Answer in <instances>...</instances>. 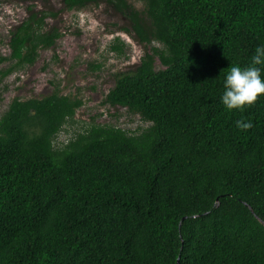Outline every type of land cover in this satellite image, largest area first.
Listing matches in <instances>:
<instances>
[{"label":"trees","instance_id":"trees-1","mask_svg":"<svg viewBox=\"0 0 264 264\" xmlns=\"http://www.w3.org/2000/svg\"><path fill=\"white\" fill-rule=\"evenodd\" d=\"M140 1L142 13L127 0H61L128 20L146 51L104 104L146 125H90L55 148L83 102L15 99L0 119V264H264V96L243 110L220 101L228 68L264 45V0ZM56 15L31 12L12 33L18 65L55 46L61 35L44 28Z\"/></svg>","mask_w":264,"mask_h":264},{"label":"rangeland","instance_id":"rangeland-1","mask_svg":"<svg viewBox=\"0 0 264 264\" xmlns=\"http://www.w3.org/2000/svg\"><path fill=\"white\" fill-rule=\"evenodd\" d=\"M127 2L144 11L142 1ZM30 11L57 14L45 20L44 31L55 28L61 36L54 47L39 50L33 64L18 65L11 58L9 43L12 33L29 19ZM125 29H129L128 20L105 3L66 11L61 0H0V119L15 99H43L57 92L81 100L83 106L65 124L55 148L67 145L90 125L129 132L145 126L126 108L104 104L115 86L114 76L134 70L146 51ZM117 37L124 43L122 55L110 50ZM151 46L160 48L156 43ZM95 64L101 69L94 70ZM156 69H162L158 61Z\"/></svg>","mask_w":264,"mask_h":264},{"label":"clouds","instance_id":"clouds-1","mask_svg":"<svg viewBox=\"0 0 264 264\" xmlns=\"http://www.w3.org/2000/svg\"><path fill=\"white\" fill-rule=\"evenodd\" d=\"M264 45L255 48L248 66L232 65L224 77V92L220 97L223 106L228 110H243L254 105L258 98L264 96ZM236 127L246 131L252 127L251 122H236Z\"/></svg>","mask_w":264,"mask_h":264}]
</instances>
